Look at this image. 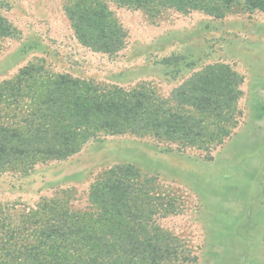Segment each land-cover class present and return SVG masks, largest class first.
I'll return each instance as SVG.
<instances>
[{"label":"rangeland","instance_id":"rangeland-1","mask_svg":"<svg viewBox=\"0 0 264 264\" xmlns=\"http://www.w3.org/2000/svg\"><path fill=\"white\" fill-rule=\"evenodd\" d=\"M67 3L0 0V14L21 31L0 39V81L39 59L55 71L126 89L146 86L165 98L197 71L222 62L244 75L243 93L227 120L170 100L172 108L201 118L203 147L152 133L100 134L65 161L38 163L30 175L0 174V202L34 205L74 188L75 207L84 209L94 178L129 164L155 178L152 218L182 244L175 264H264V12L217 18L168 8L154 15L110 1L128 32L124 49L111 55L79 42ZM170 56L182 60H162ZM218 125L230 129L221 141L208 136Z\"/></svg>","mask_w":264,"mask_h":264},{"label":"trees","instance_id":"trees-1","mask_svg":"<svg viewBox=\"0 0 264 264\" xmlns=\"http://www.w3.org/2000/svg\"><path fill=\"white\" fill-rule=\"evenodd\" d=\"M110 1L154 15L168 8L217 18L264 12V0H68L65 11L79 42L111 55L124 49L128 32ZM20 34L0 14V39ZM162 60L179 62L182 57ZM243 82L244 75L217 62L162 98L146 86L126 89L55 71L39 59L29 61L0 81V174L13 170L30 175L38 163L65 161L100 134L152 133L203 147L208 137H201V118L172 108L170 100L192 106L206 117L227 120L226 112L234 109L243 93ZM229 132L218 125L208 136L221 141ZM154 182V177L129 164H114L91 182L84 209L75 207L74 188L34 205L0 202V264L179 262L182 244L152 218Z\"/></svg>","mask_w":264,"mask_h":264}]
</instances>
